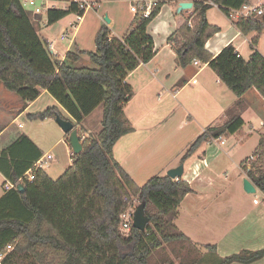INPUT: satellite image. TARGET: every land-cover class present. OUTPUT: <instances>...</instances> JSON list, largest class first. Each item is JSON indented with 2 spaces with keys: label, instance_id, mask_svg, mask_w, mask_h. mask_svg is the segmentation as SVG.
Segmentation results:
<instances>
[{
  "label": "trees",
  "instance_id": "16d2710c",
  "mask_svg": "<svg viewBox=\"0 0 264 264\" xmlns=\"http://www.w3.org/2000/svg\"><path fill=\"white\" fill-rule=\"evenodd\" d=\"M155 1L147 18L140 11L134 13L120 39L111 37L109 27L103 24L94 37L95 51L75 48L59 61L34 27L40 17L31 18L19 0H0V83L25 102L36 100L41 90H46L73 120L82 145V151L71 154V165L56 180L36 170L34 180L26 181L24 176L42 156L26 136H19L0 152V172L5 180L24 187L22 193L12 189L0 198V205L9 200L23 217L20 220L9 216L13 205L0 207L2 264H151L153 253L164 244L188 241L183 233L172 231L175 227L167 217L192 192L189 184L182 178L154 176L138 187L112 154L117 141L132 131L122 111L133 93L125 78L155 55L147 27L163 5L180 0ZM189 1L194 11L191 26L186 21L166 41L178 67L185 69L192 61L207 64L236 97L254 89L264 100V58L255 50L264 30V14L259 15L264 4L250 19L235 22L242 36L256 34L250 41L252 52L243 59L231 44L215 57L205 49L206 42L218 33L206 14L216 5L227 17L229 10L240 8L247 0ZM75 13V4L50 8L46 25ZM83 56H87L92 68L77 66ZM99 105L103 108L101 130L95 137L85 135L81 124ZM56 116L64 119L52 106L31 118ZM242 124V119L234 116L221 126L206 129L188 145L179 163L184 164L211 139L235 134ZM255 156L246 177L264 195V132ZM22 177V183H17ZM134 200L145 204L149 224L143 232L131 227L123 233L121 215L133 211ZM7 245L13 247L8 253ZM206 248L215 253L214 246ZM263 256L264 251H241L219 259L217 264H251Z\"/></svg>",
  "mask_w": 264,
  "mask_h": 264
},
{
  "label": "crops",
  "instance_id": "0c3cea01",
  "mask_svg": "<svg viewBox=\"0 0 264 264\" xmlns=\"http://www.w3.org/2000/svg\"><path fill=\"white\" fill-rule=\"evenodd\" d=\"M105 1L108 7L103 17H107L109 23H105L104 18L98 14L99 7L92 11L95 13L93 16L96 18L88 17L89 12H86L82 21L71 27L73 29L70 30L72 35L70 39H67L64 34L65 38L61 39L59 36V38L54 40L53 45L46 39L51 47V52L59 61H63L66 53L73 51L75 48L87 51L86 47L88 45L85 46L86 43L89 42L90 44L92 40L94 43V37L103 24L109 27L111 37L120 39L125 34L134 16V13L130 11L133 5L132 0ZM182 1L189 0H180L161 7L157 17L147 27V33L153 40L154 57L147 64L140 65L125 78V82L132 88L133 93L129 101L122 105V111L125 119L131 125L132 131L117 141L113 147L112 154L114 160L119 163L138 187L143 186L154 176H166L168 170L179 166V156L184 153L191 142L206 129L210 128L209 123L211 122L209 121L211 120L209 119L212 117L218 119L223 116L226 108L232 103L231 101L227 105L224 101L227 94L225 87H223L224 84L207 64L198 62V65H194L191 62L187 68L182 69L177 65L175 53L167 45V38L186 21H188L189 25L191 18L194 16L193 5L188 10L177 12L178 3ZM247 4L259 8L264 4V0H247ZM117 6L122 7L121 14L116 12L115 7ZM214 11L219 12L218 17L215 16ZM206 17L208 23L218 29V33L214 34L206 42L205 49L215 57L224 47L231 44L243 58L239 48L244 43L250 44L251 40L248 39V36L245 37L239 33L235 27L236 21L226 17L217 7L209 9ZM37 21H41V18ZM79 36L80 38L86 37V40L81 42ZM66 39L68 42L63 44L62 42ZM83 58L88 60L87 56H83ZM84 62L87 64V61L84 60ZM193 81L195 82L193 83ZM253 91L255 92L252 94L253 98L256 99V103L264 104V100L257 91ZM45 94H48L46 90H41L40 96L36 100L25 102L22 99H18L17 95L6 91L1 84L0 123L3 119L9 118L10 115H15L12 119L15 120L27 114L32 106ZM247 94L248 92L241 98H244ZM48 96L52 99L53 106L58 108L62 117L74 124L65 110L49 94ZM6 100L12 106L9 111L3 105ZM100 109L96 122L101 124L102 105H99L91 114L84 118L81 128L85 135L92 136L88 130L90 129L88 120L91 119L92 114L96 110ZM257 112L256 114L261 119V124L259 125H261L262 129L257 131L253 126H250V129L253 132H259L260 137L264 132V113L258 114ZM52 119L55 121V118ZM8 127L7 124L0 129V152L22 135L26 136L37 150L42 153L39 144L27 135L17 134L12 136V138L6 137L9 133L7 132ZM17 128H21V125H17ZM62 138L64 143L70 148L68 136L64 134ZM212 140L202 144L198 148L199 151L197 149L184 162L185 165L194 155L195 160L188 166L186 171L184 169L182 176V179L189 184L192 192L187 194L178 206L179 209L186 205L184 210L187 215V224L189 225H186V229L174 227L177 231L180 230L179 232L183 233L188 238V241L185 243H173V245L176 248H181L185 244L188 252L193 255L184 253L183 256H180L178 254L176 261L178 260L179 264L184 262V264H217L219 259L241 251H264V195L255 186V192L252 193L255 197L250 204L239 205L241 203L238 201L234 206L223 205L220 208H216L218 223L216 228L214 225L210 228L211 231L216 230V236L212 238L211 242H205L209 233L207 226L205 227L199 223L196 225L197 215L207 212V208L199 204L203 203L204 200H211L214 196L217 197L221 194L225 196L226 194L225 187L220 186V183L215 181V178L204 172L211 166L209 161L211 162L222 151L221 146L225 145V143L220 145L219 141H216L213 146L214 149L208 152L205 146L212 143ZM60 141L58 140L56 143ZM257 145L258 142L250 156H246L244 159L239 158L240 176L242 175L244 179H247L246 171L250 169V163L256 157ZM251 157H254V159L251 160ZM202 160L205 161V164L202 163ZM213 162L217 163L216 161ZM195 164L197 167L193 169ZM0 174L4 178L1 172ZM240 189L244 191L243 183ZM3 194L4 191L0 198ZM244 194L247 193L244 191ZM188 226L194 230H191ZM165 245L161 248H164ZM208 245L215 247V253L209 252L206 248ZM161 248L159 250H162ZM177 251L183 252L184 250L177 249ZM210 256L213 263L209 261ZM169 264H172L171 261ZM251 264H264V256Z\"/></svg>",
  "mask_w": 264,
  "mask_h": 264
},
{
  "label": "rangeland",
  "instance_id": "374dc122",
  "mask_svg": "<svg viewBox=\"0 0 264 264\" xmlns=\"http://www.w3.org/2000/svg\"><path fill=\"white\" fill-rule=\"evenodd\" d=\"M89 2H95L98 3L100 6V9L98 10V14L103 17L106 14V9L108 7V4L105 0H86ZM33 6L25 7L24 10L28 13V15L34 19V16L37 15L41 18V21L34 22V27L37 30V33L40 35L41 38L49 40L51 44L53 45L54 40L56 38H60L65 34L67 36V39H70L72 35L70 34L71 25L75 21V15L71 14L69 16H66L58 23H55L53 25H46V13L42 11L43 3L34 2ZM48 7L54 6L56 9H62L64 7L63 3L61 2H55V3H46ZM116 12L118 14L122 13V7H115ZM93 10L88 11V17H94L95 13L92 12ZM87 12V13H88ZM36 13V14H35ZM215 16H219L218 11H214ZM264 14V9H260L259 15ZM217 16V17H218ZM104 18V17H103ZM256 37L255 33H251L248 35V39H253ZM80 38V36H79ZM81 37L79 40L81 42H84L86 40V37L82 40ZM63 41V44H66L68 40ZM49 44V43H48ZM88 45V46H87ZM86 50L87 51H95V46L93 43V40L86 43ZM243 59H247L249 54L252 52L250 44L244 43L239 48ZM255 50L258 51L261 56L264 58V30L259 35V40L256 44ZM87 61V64L84 62ZM78 67H89L92 68L91 63L83 58L80 60V62L77 63ZM1 85V83H0ZM223 86V85H222ZM3 87V86H2ZM224 89L226 90V97L224 101L228 105L231 101L232 103L226 108V111L224 112L223 116H221L218 119L210 118L209 123L210 127H218L224 124L226 121L230 120L234 116H238L243 120V124L241 128L234 134V135H223L221 137V140L224 141L225 145L221 146L222 151L209 163L210 168L208 170H205V173H208L212 176V178H215V181H218L220 183V186L225 187V196L224 194H221L217 197L214 196L211 200H204L203 203L199 204L200 206H203L207 208V212L199 213L197 215L196 222L198 225L201 224L203 226H207L208 237L205 240V242H211L212 238L216 236V230L214 229L211 231L212 225L217 226L218 223V213L216 208H220L223 205L224 206H234L237 204L238 201H240L241 204L239 205H246L250 204L252 202V199L255 197L254 194L248 195L244 194V191L240 189L241 184L243 183L244 177L242 175L240 176L239 171V158L244 159L246 156H250L253 148L258 142L259 138V132L258 130H261L262 127L260 122V116L256 114V112L259 114L264 113V104L256 103V99H254L253 94L255 93L252 89L251 91H248L247 96L244 98H238L236 97L231 90H229L225 85ZM15 95V94H13ZM20 99V98H18ZM22 101V100H21ZM3 105L8 108V111L12 109V106L8 100L4 101ZM52 99L48 96V94L43 95L38 102L32 106V108L27 112V114L22 115L21 117L12 120L15 115H10L9 118L3 119V121L0 123V129L3 126H6L8 124V131L9 132L7 136L9 138L12 136H16L17 134L21 135H27L34 139L38 144L40 149L42 150L43 154H50L52 160L48 163H46L43 166V171L52 179L56 180L58 179L71 165V159H70V153L71 149L64 143L63 141V132L60 129V127L56 124L54 119L52 118H45L43 120L40 119H33L31 118V115L43 112L48 107H52ZM100 110H96L94 114H92L91 119L89 121V133L95 137L101 130V124L96 122V118L98 117V113ZM21 125V128H17V125ZM250 126H253L255 132H253L250 129ZM244 135V136H243ZM248 137V138H245ZM58 140H61L59 143H56ZM217 139H213L212 143L206 144L205 148L208 149V152L212 151L215 145V142ZM68 144V143H67ZM199 151V149L197 150ZM183 153L179 156V160ZM198 155V154H197ZM195 160L194 155L191 159H189L185 165L184 169L188 168V166ZM213 161H216L217 163H214ZM50 168V169H49ZM214 170V173H213ZM3 182L4 178L0 174V195L3 193ZM239 195V196H238ZM224 196V197H223ZM223 197V199H222ZM15 206V204H12L9 200L3 201L0 205V207H9V206ZM139 205V203L134 200L133 201V212L136 209V207ZM186 205H183L181 208L176 209V212L172 214L171 216L167 217V219L171 222V224H174L173 226H177L178 228H184L186 229L187 224V215L184 210ZM214 209V211H212ZM12 215L15 218H18L20 220H23L18 210L15 208L11 209ZM178 211V212H177ZM212 211V212H211ZM220 220V218H219ZM190 227V226H188ZM191 228V227H190ZM179 230V229H178ZM191 230H194L191 228ZM172 231H176L175 228L172 229ZM180 231V230H179ZM123 233H127V231H123ZM162 250H158L151 258V264H169L170 261L172 264H179L177 256H183L184 253H189L190 255H193L191 252H188L187 246L183 244L181 248H176V246L171 244H166L164 248H161ZM177 249H183V252L177 251ZM179 254V255H178ZM172 256V258H171ZM196 258V256H194ZM209 261L212 262L211 256L209 257ZM184 262V261H183ZM185 263V262H184ZM183 263V264H184ZM213 263V262H212Z\"/></svg>",
  "mask_w": 264,
  "mask_h": 264
},
{
  "label": "built area",
  "instance_id": "2783aa9c",
  "mask_svg": "<svg viewBox=\"0 0 264 264\" xmlns=\"http://www.w3.org/2000/svg\"><path fill=\"white\" fill-rule=\"evenodd\" d=\"M21 6L23 7V9L25 7L28 6H33L34 2H39V3H43V8L42 11L43 12H47L48 9L53 8L54 6H50L48 7L46 5V3H55V2H61L64 5V8L71 5V4H75L77 7V13H75V21L74 23L71 25V27H74L75 25H77L79 22L82 21V18L84 16V14L90 10H95L96 8H99V4L95 3V2H89L86 0H60V1H50V0H19ZM133 5L130 8V11L132 13H136L137 11H140L142 13V16L144 18H147L152 10V8L154 7L156 1L155 0H132ZM139 5V6H138ZM213 5V4H212ZM213 7H217L216 5H213ZM218 8V7H217ZM257 7L255 6H250L248 4H244L242 5L240 8L238 9H231L228 12V18L229 19H233V20H238L240 18H251L253 16V14L257 11ZM83 13V14H81ZM36 14V13H35ZM190 26V24H189ZM65 35H63L61 37V39H64ZM49 50L51 51V47L49 46ZM52 53V52H51ZM53 54V53H52ZM54 55V54H53ZM237 57H239V55H237ZM192 63L194 65H198V61H192ZM195 81H193L194 83ZM217 141H219L220 145H224V141L221 140V137L217 139ZM72 154V153H71ZM71 156V155H70ZM254 157H251V160H253ZM52 160L50 154H44L41 158H39L37 161H35L31 167V169L26 173V175L24 176L28 181L31 182L34 180V171L36 170H43V166L50 162ZM202 163L205 164V161L202 160ZM197 165L195 164L193 166V169L196 168ZM24 180V178H20L18 180L17 183H22V181ZM177 180V179H176ZM3 189L4 192L10 191L12 189H16V183H12L11 181L5 180L3 183ZM132 217H133V211H126L121 215V230L123 231H129V229L132 227ZM12 246L11 245H7L5 247V252L8 253L9 251L12 250ZM4 258L3 256H0V264H2V260Z\"/></svg>",
  "mask_w": 264,
  "mask_h": 264
},
{
  "label": "water",
  "instance_id": "95a60500",
  "mask_svg": "<svg viewBox=\"0 0 264 264\" xmlns=\"http://www.w3.org/2000/svg\"><path fill=\"white\" fill-rule=\"evenodd\" d=\"M192 1H182L178 3L177 12L183 10H188L192 7ZM104 22L109 23V19L104 17ZM56 124L60 127L62 132L68 136V143L71 148L72 154H79L82 151V145L77 134V130L74 127V124L68 120L62 119L59 116L55 117ZM184 173V164H180L176 168L170 169L167 171L166 176L171 179H180ZM23 186L18 185L16 191L19 193L23 192ZM243 189L247 194H252L255 192L254 186L247 179L243 180ZM149 224V218L145 214V204H139L133 212L132 217V228L143 232L146 225Z\"/></svg>",
  "mask_w": 264,
  "mask_h": 264
}]
</instances>
